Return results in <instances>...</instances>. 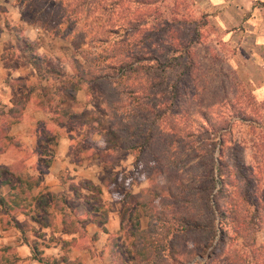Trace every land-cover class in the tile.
Returning a JSON list of instances; mask_svg holds the SVG:
<instances>
[{
  "label": "rangeland",
  "instance_id": "1",
  "mask_svg": "<svg viewBox=\"0 0 264 264\" xmlns=\"http://www.w3.org/2000/svg\"><path fill=\"white\" fill-rule=\"evenodd\" d=\"M12 2L21 20L38 29L39 39L32 50L45 57L37 65L47 67L48 93L57 96L54 100L49 97L50 109L75 113L71 119L65 118L62 133L74 134L80 158L84 154L98 159L89 171L93 181L84 178L75 185L70 181L71 172L60 174L64 191L58 196L63 195L69 211L80 214L81 209L91 211L94 206L106 214L112 203L120 205L124 211L122 231L114 238L127 245L132 192L153 185L138 175L140 162L150 160L151 155L144 152L148 146L161 163L174 155L179 172L170 168L159 182L163 185L166 177L183 178V190L169 186L194 201L191 215L203 220L210 214L217 221L218 202L224 206L225 222H233L232 216L246 218L247 226H241L237 234L228 232L223 246L213 249L209 264H223L226 257L231 264H256L264 257V105L254 103L250 91L240 88L224 61L222 51L227 49L218 38L210 37L213 27L202 11L204 0H0V21L7 20L5 13ZM137 14L140 20L135 19ZM122 65H129L133 72L128 70L119 78ZM101 76L108 82L95 80ZM136 85L145 92L128 94V88ZM74 86L85 89L87 103L76 102ZM126 126L131 130L129 138L123 130ZM108 128H115V140L106 135ZM186 131L196 137L182 136ZM148 132L150 136L144 139ZM221 134H227L223 154L217 141ZM107 138L112 145L107 150L113 151V157L110 151L92 149V143L106 147ZM50 141L48 152H54L56 144ZM255 143L261 146L259 152ZM130 145L137 146L133 148L135 156L126 150ZM127 155L129 161L122 162ZM216 161L223 163L221 170L229 183L225 189L216 177ZM94 181L104 183V191ZM235 192L242 200L233 208L228 203L237 197ZM106 193L111 203L102 205L101 196ZM148 222L139 212V227L146 228ZM219 237V230L177 236L174 245L178 254L172 264L204 262L197 246L211 244L207 254ZM48 238L64 240L57 234Z\"/></svg>",
  "mask_w": 264,
  "mask_h": 264
},
{
  "label": "crops",
  "instance_id": "2",
  "mask_svg": "<svg viewBox=\"0 0 264 264\" xmlns=\"http://www.w3.org/2000/svg\"><path fill=\"white\" fill-rule=\"evenodd\" d=\"M204 2L202 11L213 27L210 37L218 38L221 46L227 49L222 51L226 65L238 78L240 88L250 91L254 103L264 105V0ZM11 5L5 13L7 20L0 21V168L22 165L25 172L41 182L34 194L40 191L64 199L63 195L58 196L64 191L60 174L71 172L70 181L75 185L84 178L93 181L89 171L98 159L85 158L84 151L80 158L74 134L62 133L66 125L52 122L55 109H50L49 97L54 100L57 96L48 93L47 67L37 65L45 57L32 50V45L39 39L38 29L21 20L17 6L13 2ZM13 57H19V60H13ZM75 92L76 102L87 103L85 89ZM48 127L54 131L51 135L58 136L54 152H48L52 147L48 145ZM89 133H95V130ZM88 139L90 142L91 138ZM92 144L96 152L110 151L104 144ZM109 155L113 157V151ZM127 156L122 162L131 158ZM4 178L0 177V197L9 192V187L2 183ZM94 183L104 191V183ZM138 193L139 188L132 195ZM101 198L102 205L105 201L111 203L107 193ZM112 204L106 214L99 207L97 213L92 211L94 206L91 211L84 209L93 216L103 215L106 230L87 222L85 230L90 241L85 249L69 245L74 236L63 234L59 221L56 230L49 229L40 226L31 214L19 210L6 212L0 206V264H119L111 252V238L122 231L124 211L120 205ZM32 209L35 210L34 206ZM33 230L41 236H36ZM54 234L64 240L52 242L48 237ZM116 242L123 251L127 249L124 242L117 239Z\"/></svg>",
  "mask_w": 264,
  "mask_h": 264
},
{
  "label": "trees",
  "instance_id": "3",
  "mask_svg": "<svg viewBox=\"0 0 264 264\" xmlns=\"http://www.w3.org/2000/svg\"><path fill=\"white\" fill-rule=\"evenodd\" d=\"M99 1L104 2L105 0ZM111 3L112 1L107 5L110 6ZM140 17V14H137L135 19L140 20ZM153 60L156 62L157 58H153ZM128 70L133 72L132 67H129V65H122L119 69V72H121L119 78L124 77V73ZM95 80H106V76L97 77ZM95 80L92 81L94 82ZM78 89H80L79 86L73 87L74 91ZM151 89H154L153 86ZM132 92L136 93V95H140L145 92V88L141 85H136L132 89L128 88V94L131 95ZM172 92L173 91L170 93ZM66 117L71 119L73 117V112L69 109L55 110L52 122L57 125H67L65 120ZM114 129L115 128H108L106 131V135L112 140H115L117 137L114 133ZM148 129L149 128L146 130ZM123 130L126 133V138L132 136L128 135L129 131H131L129 127L126 126ZM51 134H54V131L49 129L48 139L51 140V143L56 144L58 136L57 134H55V136ZM183 135L188 138L196 137V134L191 131L183 132L182 136ZM149 136L150 132L144 136V139H147ZM226 136L227 134H221L217 140L218 144L221 146V154H223L222 150L223 145L226 143ZM126 138L123 140L125 143L128 141ZM145 141L146 140H144V142ZM106 143V149L108 145L112 146L110 145L109 138L106 139ZM255 145L259 152V148H261L260 144L255 143ZM125 147L126 150L130 151L135 156L136 152L133 148H137V146L130 145ZM194 151H196V149H194ZM144 152L151 155L150 160L140 162L141 170L138 175H143L146 180L152 181L153 185L147 189L140 190L139 193L134 196V206L129 216L130 228L126 232L125 237V241H128L127 249L123 251L121 247L117 246L116 239L111 238V252L115 261L119 264H172V262L176 260L178 254L177 247L174 245V239L177 236L185 235L188 232H215L219 230V240L216 241L214 244L215 247H213L210 252L206 254L211 244L205 243L201 247L197 246L200 251L199 256L205 258V260L204 262L198 260L196 263H211L213 261V249L215 250L219 244L223 246V237L227 235L228 232L231 231L237 234L238 232L236 231L241 230V226H247L248 222H245L246 218L243 217L242 220H240V218L237 219L232 216L233 222H225L227 215H225V210H222L224 206L221 207L218 202H215L218 208L217 221L215 218H211L210 214L209 216L206 214L203 220L196 215H191V206H193L191 204L194 201L192 199L189 200V198L186 200L183 198L181 192H176L171 185L169 186V183H171L183 190L185 188L182 180L183 178L175 175L176 177L170 180L166 177L163 185L159 182V179L164 178L170 168L175 173L179 172L176 167V160L173 157L174 155L167 156L165 160L163 158L164 163H161L159 158H156V155L148 146L145 147ZM216 163H218L216 177L221 183V188L225 189L229 183H226L224 176L225 172L221 170L223 163L220 161H216ZM1 176L5 177L2 183L9 187V192L0 197V206L6 212L19 210L24 214H31L32 218L40 226L48 227L53 230L57 229L56 219H58L61 232L69 236H74L72 241L69 242V245L76 246L79 249L87 248L90 241L85 230V224L87 222L91 221L95 223L106 232L104 228L105 217L103 215L93 216L84 209H81L80 214L75 212L72 213L68 209L69 206L64 204L63 198H58L50 193L44 195L40 191L34 194L33 192L40 187L41 182L38 178L25 172L22 165L0 168V177ZM240 177L242 176L240 175ZM235 193L237 197L233 196L234 201L230 198V201L233 203H228V205L233 208L236 207V203L239 200H242L241 195L238 197L237 192ZM195 202L197 201L195 200ZM34 204L37 205L35 210L32 209ZM80 208H82V206ZM139 210L149 220L148 226L143 229L139 227ZM92 211L93 213H97L99 209L93 207ZM191 254L192 251L188 250V255L190 256ZM260 257L256 264H264V257ZM189 261H191V259H189ZM51 264H57V262H52ZM223 264H231L228 257H226Z\"/></svg>",
  "mask_w": 264,
  "mask_h": 264
}]
</instances>
